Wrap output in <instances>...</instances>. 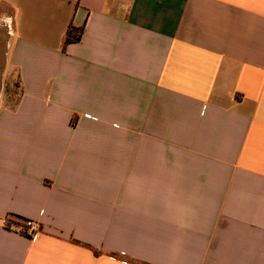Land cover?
Masks as SVG:
<instances>
[{"label": "crops", "instance_id": "crops-1", "mask_svg": "<svg viewBox=\"0 0 264 264\" xmlns=\"http://www.w3.org/2000/svg\"><path fill=\"white\" fill-rule=\"evenodd\" d=\"M0 23V264H264V0H0Z\"/></svg>", "mask_w": 264, "mask_h": 264}, {"label": "trees", "instance_id": "trees-1", "mask_svg": "<svg viewBox=\"0 0 264 264\" xmlns=\"http://www.w3.org/2000/svg\"><path fill=\"white\" fill-rule=\"evenodd\" d=\"M74 31H77L78 34L77 35H72ZM83 31V27L80 28H75L72 25H70L66 31L64 40H63V46L65 47L67 44L72 43V42H77L82 34ZM25 218H22L20 216L17 215H8L6 216L5 220H4V227L6 229H12L17 231L18 233L25 235L24 231L22 230H18V226H23V224L21 223V221H25ZM137 264H146V263H137Z\"/></svg>", "mask_w": 264, "mask_h": 264}, {"label": "built area", "instance_id": "built-area-1", "mask_svg": "<svg viewBox=\"0 0 264 264\" xmlns=\"http://www.w3.org/2000/svg\"><path fill=\"white\" fill-rule=\"evenodd\" d=\"M78 32L74 31L72 35H77ZM23 226H18V230L24 231V236L32 239L40 232V225L33 220H25L21 222Z\"/></svg>", "mask_w": 264, "mask_h": 264}, {"label": "rangeland", "instance_id": "rangeland-1", "mask_svg": "<svg viewBox=\"0 0 264 264\" xmlns=\"http://www.w3.org/2000/svg\"><path fill=\"white\" fill-rule=\"evenodd\" d=\"M3 24L2 23H0V26H2ZM4 26V25H3ZM2 30V31H1ZM0 32H1V34H5V33H7L8 32V30H3L2 28L0 29ZM7 36V35H6ZM6 82H8V80H7V72H6V76H5V88H6V86H7V84H6ZM5 90V89H4ZM22 222V221H21Z\"/></svg>", "mask_w": 264, "mask_h": 264}, {"label": "water", "instance_id": "water-1", "mask_svg": "<svg viewBox=\"0 0 264 264\" xmlns=\"http://www.w3.org/2000/svg\"><path fill=\"white\" fill-rule=\"evenodd\" d=\"M3 69V68H2ZM1 72H2V70H1Z\"/></svg>", "mask_w": 264, "mask_h": 264}]
</instances>
